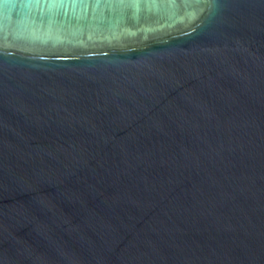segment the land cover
Masks as SVG:
<instances>
[{
    "label": "water",
    "instance_id": "1",
    "mask_svg": "<svg viewBox=\"0 0 264 264\" xmlns=\"http://www.w3.org/2000/svg\"><path fill=\"white\" fill-rule=\"evenodd\" d=\"M0 264H264V0H0Z\"/></svg>",
    "mask_w": 264,
    "mask_h": 264
}]
</instances>
